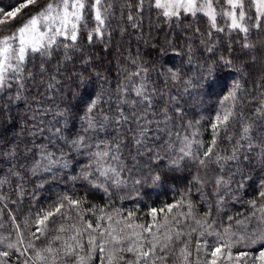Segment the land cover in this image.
I'll return each mask as SVG.
<instances>
[{
	"label": "trees",
	"instance_id": "16d2710c",
	"mask_svg": "<svg viewBox=\"0 0 264 264\" xmlns=\"http://www.w3.org/2000/svg\"><path fill=\"white\" fill-rule=\"evenodd\" d=\"M18 2L19 0H0V8L11 11ZM40 2L43 4L45 0ZM112 2L115 15L108 29L110 35L102 39L94 38L93 42L89 43L88 30H82L78 50L68 53L71 59L64 58L65 53L62 48L54 51L52 57L44 61L47 71L43 76L39 73L42 58L35 55L27 66L35 74V81L28 82L23 92L24 98L19 100L14 98L15 87L10 92L0 94V152L7 151V147L12 145H18L19 153L16 160L0 156V179L7 181L0 184V225H3L0 227V240L4 241L0 244V251L10 252L6 258L0 257L4 264H24L26 259L29 260V264H33V250L21 255V252L15 249L6 248L7 243H14L19 239L17 224L20 226L19 233H22L25 241L21 251L29 241L40 249L47 245L52 236L56 235L54 229L61 224L68 227L69 223H75L77 227L84 228L86 222H91L93 227L99 223L104 228L109 223H112L113 227H119L115 224L116 220H120L122 224L127 221L133 225L158 222L163 215L159 210L168 204L176 203L182 195L185 206L173 209V214L187 212L186 205L189 201L193 205L195 219L204 218L210 211L208 222L212 223V228L209 229L212 235L205 234L201 237L202 229L193 218L185 220L180 217L179 229L173 228L172 231L182 229L184 235L181 241L170 244L166 256L165 253L157 251V256H165V259L158 260L153 257L155 264H181L180 249L184 246V241L188 242L189 250L192 251V256L189 258L191 264H208L211 259V246L215 245L220 237L227 241L231 233L247 236L252 234L253 229H264V222L260 220L264 213L258 208H253L249 203L256 200L258 205H264V199L259 197L261 191L259 184L261 180H264V162L260 157L259 149L251 152L244 150L243 154L248 155L249 160H241L239 165L236 162H229L224 165L222 171L216 164H210L205 168L193 160L181 162L179 169L173 171L168 166L170 157L163 151H160L161 161L151 158V154L144 149H140V154L137 155V148L132 142L131 134L126 131L128 127L135 126L134 122H130L120 128V132L125 134L122 147L123 160L127 169L122 174L124 183L119 187L107 186L108 191L105 192L103 188L93 187L82 179H72L78 177L81 167L88 163L86 154L69 151L62 141L56 137H49L47 131L44 137L29 136L32 117L37 109L41 111L52 109V112L42 116L45 124L50 121L54 123L56 119H59L54 116L58 109L69 110L70 133L66 132L65 135H75L80 132L82 127L80 117L83 115L84 104L90 95H100L102 97L100 108L112 115L116 108L118 85L125 80L127 73L134 71L137 67L148 69L147 79L150 87H154L157 93L153 97L154 110L157 113L166 106V102L175 98L171 104L167 105L171 121L167 125L161 123V128L171 130L173 133L186 134L192 131L187 128V124L189 122L195 124L199 121L198 139L207 145L212 139L210 124L220 110V100L229 92L233 83L239 81L242 88L237 92L239 102L235 111L242 115L243 122L253 125V136H264V114L256 112L261 101L264 100L262 95L264 94V27L251 29L247 34V41H245L244 33L228 30L224 32L211 30L212 35L209 37L208 21L202 15L197 18L182 17V22L174 20L166 23L164 19L157 17L155 10L150 12L146 5L142 17L136 21L139 26L134 28L127 20L128 9L121 8V5L128 0H112ZM131 2L134 3L135 0ZM35 11V8L31 11L24 10L16 21L0 30V35L15 31ZM132 14L136 15L135 12ZM218 24L224 26V21L218 18ZM92 26V22L89 21V29ZM196 28L200 30L198 34L195 32ZM245 42L251 43L253 47H243ZM208 48H212V51L209 52ZM221 57L230 60L231 64H226ZM85 60L88 62L84 63ZM133 60L136 61L135 65L132 63ZM209 67L214 73V87L210 91L199 87H188L186 81L191 79L195 84V79L201 74H207ZM57 68L60 69L59 73L56 72ZM168 69L179 70L182 79L180 81L169 79ZM53 75L60 82L57 85V91L46 92V84L41 85L40 81L43 79L46 82ZM81 75L86 77L89 83V87L82 94L78 87ZM10 96L13 97L11 102ZM134 98V94L129 97V99ZM176 107L183 110L181 114L175 112ZM141 108L142 106L138 105L136 110L139 111ZM129 111L130 108H125L126 114ZM158 119L163 120V117L158 116ZM233 123L234 127L230 129V132L238 137L240 124L235 121ZM59 126L60 124H55V127ZM117 128V125L112 124L105 131L89 132L88 136L94 139L98 137L112 140L118 135ZM49 139L52 143H49ZM168 139V136H162L161 143ZM40 144H46L48 149L56 152L57 155H59L57 149L60 148L67 152L68 167H57L50 173L40 172L37 175H31L26 170H18L19 176L8 175L13 164L30 163V160H24L26 148H33L34 145ZM148 146L160 150L159 144L151 140ZM232 146V143L223 139L222 134L217 151L220 155L227 156ZM237 167L249 177L244 187L237 190L236 185L233 184L231 190L225 187L218 189L215 179L220 175L227 179L230 172ZM156 174H160L161 179L154 182L151 177ZM236 179L239 180L240 176L237 175ZM137 180L140 183H135ZM65 195L72 199L83 200L81 208L75 211H70L67 207L63 209L62 212L70 215L72 220H65L62 215L51 218L47 235L34 240L31 233L35 232L37 227L34 223L37 213L52 210ZM153 208L157 209L155 220L151 214ZM165 212H167L166 208ZM253 212H256L255 218H253ZM129 213L132 214L131 217ZM108 216L113 218L112 221L107 220ZM12 217L15 219L13 220ZM101 217L104 218L100 219ZM229 217H232L231 221ZM193 228L197 231L193 232ZM225 228H229L228 233L225 232ZM125 231L131 236L133 232L142 230L133 228ZM37 235L40 234L37 233ZM92 235L98 237L99 230ZM144 235L147 236V233ZM132 238L135 239V237ZM231 238L235 240V237ZM87 239L88 234H85L83 237L85 250L81 252V255H86ZM198 241H207L208 245L202 246L199 253L195 251ZM259 249V244L250 247L235 244L232 252L235 255L240 251H248L258 255ZM123 255L125 261L134 260L133 253L125 252ZM67 264L72 262L69 260ZM89 264H100L99 254L94 255ZM220 264H227V262L221 261ZM248 264H252V261L249 260ZM256 264H260V261L257 260Z\"/></svg>",
	"mask_w": 264,
	"mask_h": 264
},
{
	"label": "snow or ice",
	"instance_id": "6c2138e0",
	"mask_svg": "<svg viewBox=\"0 0 264 264\" xmlns=\"http://www.w3.org/2000/svg\"><path fill=\"white\" fill-rule=\"evenodd\" d=\"M146 5L150 12L155 10L157 17L164 19L166 23H171L174 20L182 22V17L197 18L202 15L208 21L209 37L212 35L211 30L217 32L228 30L244 33L245 41H247V34L251 29L264 27V0H135L134 3L128 0L121 5V8L128 9L127 20L132 27L139 26L136 21L142 17ZM113 7L112 0H45L43 4L40 0H19L17 6L11 11L0 8V30L16 21L24 10L36 9L15 31L7 35H0V94L10 92L15 87L14 98L17 100L24 98L23 92L26 90L28 82L35 81V74L27 67L35 55L42 58L39 73L43 76L47 71L44 61L50 59L54 51L62 48L65 53L64 58L66 60L71 59L68 53L78 50V41L82 30H88L87 39L89 43H92L94 38L102 39L106 35H110L108 29L111 26V19L115 15ZM133 12L136 15H133ZM218 18L224 21V26L218 24ZM89 21L93 25L91 29H89ZM195 32L198 34L199 28H196ZM243 47L252 48L253 45L245 42ZM208 51L211 52L212 48H208ZM221 60H224L226 64H231V61L225 60L224 57H221ZM87 62V60L84 61V63ZM132 63L135 65L136 61L133 60ZM59 71L60 69L57 68L56 72L59 73ZM147 73L148 69L137 67L125 75V80L117 88V103L112 115L100 108L102 103L100 95H90L84 104L83 115L80 117L81 131L75 135H65L66 132L70 133L68 127L70 123L69 110L58 109L54 116L59 117V119H56L54 123L50 121L45 124L42 116L52 112V109H43L42 111L37 109L32 117V128L29 130V136L33 138L36 136L44 137V133L47 131L49 137H56L62 141L69 151L86 154L88 163L81 167L79 176L72 179H82L93 187L103 188L105 192L108 191L107 186L119 187L124 183L122 174L127 170L122 153L125 134L120 132V128L130 122H134L135 126L128 127L126 131L131 134L132 142L137 148V155L140 154V149H144L151 154V158L161 161L160 151H163L169 155L168 166L173 171L178 170L181 162L185 160H193L205 168L210 164H216L220 166L222 171L224 165L229 162H236L239 165L241 160H249V156L243 154L244 150L251 152L259 149L260 157L264 162V136H253V125L243 122L242 115L235 111L239 102L237 92L242 88L239 81H235L229 92L221 98L220 110L210 124L212 139L205 145L198 139L200 135L199 121H196L195 124L189 122L187 128L192 129V131H188L186 134L173 133L171 130L160 127L161 123L167 125L171 121L167 105L171 104L175 98L166 102V106L157 113L153 103V97L157 95L156 89L150 87ZM168 78L173 81L182 79L179 70L173 71L172 69H168ZM79 81L78 87L82 94L89 87V83L87 78L82 75L79 77ZM59 83L55 75L50 76L46 82L43 79L40 81L41 85L46 84V92L57 91ZM185 83L188 87H199L205 91H210L214 87L212 68H208L207 74H201L197 77L195 84L191 79ZM133 94L135 98L129 99ZM12 98L9 97L10 102ZM138 105L142 106L139 111L136 110ZM125 108H130L127 114ZM182 111L179 107L175 108L177 114H181ZM256 112L257 114H264V100L261 101ZM158 116L163 117V120L158 119ZM234 121L240 124L238 137L230 132V129L234 127ZM55 124H60V126L55 127ZM112 124L118 126V135L112 140L99 139L98 137L94 139L88 136L89 132H103ZM154 133H161L162 135H155ZM222 134L223 139L233 145L230 154L227 156L220 155L217 151ZM162 136H168L169 139L161 143ZM150 140L159 144V151L155 147L148 146ZM49 143H52L51 139H49ZM17 148L18 145L7 147V151L0 152V156L16 160L19 156ZM57 151L59 155L50 151L46 144L26 148L24 160H30V163L13 164L8 175L19 176L18 170H26L31 175H37L40 172L50 173L57 167H68V153L62 148L57 149ZM237 175L240 176L239 180L236 179ZM151 178L154 182L159 181L161 175L156 174ZM247 179L249 177L237 167L230 172L227 179L223 175L218 176L215 183L218 189L225 187L231 190V186L235 184L239 190L244 187ZM6 182V180L0 179V184ZM135 183H140V181L137 180ZM259 187L261 188L259 197L264 199V180L260 181ZM249 203L253 208H258L264 213V205H258L256 200ZM82 204L83 200L72 199L65 195L52 210L37 213V218L34 221L37 227L35 232L31 233L33 239L39 240L41 236H46L49 221L57 215H62L65 220L71 221L72 217L65 215L62 210L67 207L70 211H75L80 209ZM184 206V196L182 195L176 203L165 206L167 212H165V208L159 210L163 215L158 222L148 225H133L127 221L122 224L120 220L115 221L119 227H113L112 223L104 228L99 223L93 227L91 222H86L84 228L77 227L75 223H69L68 227L61 224L54 229L56 235L49 239L45 247L37 249L35 244L29 241L27 246L23 247V251H21V246L24 245L25 241L22 233H19L20 226L17 224L19 239L14 243H7L6 248L15 249L21 252V255L33 250V264H67L69 260L72 264H89L96 254H99L100 264H141V262L143 264H155L153 257L164 260L169 245L181 241V237L184 235L182 229L172 231L173 228L179 229L180 217L185 220L193 218L202 229L200 231L201 237L205 234L212 235V232L209 231L212 228V223L208 222L210 211L204 218L195 219L193 205L189 201L186 205L187 212L173 214V209H180ZM151 214L155 220L157 209L153 208ZM128 215L129 217L132 216L131 213ZM252 215L255 218L256 212H253ZM12 219L15 218L12 217ZM112 219L111 216L107 217L108 221H112ZM228 219L231 221L232 217ZM260 220L264 222V216H261ZM121 224L122 226H120ZM133 228H139L142 231L133 232L131 236L128 235L125 230ZM97 230H99L98 237L92 235ZM192 231L195 232L197 229L193 228ZM225 232L228 233L229 228H225ZM144 233H147V236ZM85 234H88L87 252L86 255H81V252L85 250L83 240ZM231 237H235V240ZM139 241L143 242L140 243ZM3 243L4 241L0 240V244ZM183 243L184 246L180 249L181 264H191L189 258L192 256V251L189 250L187 241ZM235 244H244L245 247L259 244L260 249L258 255H253L248 251H240L234 255L232 248ZM202 246L207 247V241H198L195 251L199 253ZM211 247V259L208 264H220L221 261H226L227 264H248L249 260L252 261V264H256L257 260L260 261V264H264V229H253L252 234L247 236H237L235 233H231L227 241L220 237L219 241ZM157 251L165 253V256H157ZM125 252L133 253L134 260L125 261L123 255ZM9 255V251H0V257L6 258ZM0 264H4V261L0 260ZM24 264H29V260L26 259Z\"/></svg>",
	"mask_w": 264,
	"mask_h": 264
}]
</instances>
